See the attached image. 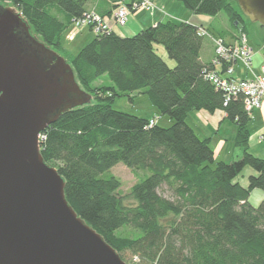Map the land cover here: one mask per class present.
Masks as SVG:
<instances>
[{"label":"trees","instance_id":"1","mask_svg":"<svg viewBox=\"0 0 264 264\" xmlns=\"http://www.w3.org/2000/svg\"><path fill=\"white\" fill-rule=\"evenodd\" d=\"M92 1L0 3L17 7L33 33L60 51L74 18L92 7L99 13ZM110 1L117 7L119 0ZM180 1L198 15L225 11L246 32L245 18L252 21L238 1ZM201 27L170 19L132 36L114 30L96 34L68 60L90 102L67 110L42 132V155L63 177L68 202L128 264H264V199L258 206L249 200L253 189L264 190V158L249 150L252 116L242 96L227 97L206 77L212 65L201 57L206 37ZM104 75L111 84H96ZM134 93L146 94L173 123L150 125L149 118L115 108L117 97ZM193 110L224 111L236 125L242 156L218 160L211 137H201L187 122ZM120 162L150 172L125 195L111 172ZM246 166L257 171L248 186L236 180Z\"/></svg>","mask_w":264,"mask_h":264},{"label":"water","instance_id":"2","mask_svg":"<svg viewBox=\"0 0 264 264\" xmlns=\"http://www.w3.org/2000/svg\"><path fill=\"white\" fill-rule=\"evenodd\" d=\"M264 24V0H237ZM91 100L70 62L0 3V264H128L68 202L40 136Z\"/></svg>","mask_w":264,"mask_h":264},{"label":"rangeland","instance_id":"3","mask_svg":"<svg viewBox=\"0 0 264 264\" xmlns=\"http://www.w3.org/2000/svg\"><path fill=\"white\" fill-rule=\"evenodd\" d=\"M235 2L237 0H234ZM4 5H12L11 3H6V2H1ZM183 3V2H182ZM156 7V5H155ZM154 7V8H155ZM153 9V8H152ZM150 9V10H152ZM154 10L146 13H152ZM247 21V26H248V31L247 33L249 34V38L252 42L258 41V39H262L264 37V29L263 25L257 22H252L249 20L247 17L245 18ZM182 21V20H181ZM188 22V21H186ZM206 28H208L211 32L217 34V36L222 35L221 33H228L231 36V33L237 32V28L232 25L231 21L229 20L227 14L225 11L220 12L218 15L211 17V21L207 24L204 25ZM84 33H87L86 35H93V31L89 28H83ZM79 30L78 33L75 35L73 39H69L68 33L71 32L72 29L66 30L64 33V36L62 38V44L63 48L58 51L67 61L75 55L88 41L85 40V38L82 36L85 34H82V30ZM90 30V31H89ZM224 36V35H222ZM227 36V35H226ZM225 37V36H224ZM264 39V38H263ZM206 40V37L204 38ZM157 51L163 56L165 61L170 66H175L176 61L172 59L165 47L162 44H156ZM257 59L259 64L257 63ZM261 56L257 55L255 59V65L254 67L256 69H259L260 63H261ZM69 62V61H68ZM79 82V81H78ZM104 83L105 85L111 84L110 80L106 75H104L96 84ZM115 108L119 110H123L141 117L149 118V119H155L157 121V124L160 126H170L173 121L170 119V117L167 114H160L158 110L154 107L150 99L146 94L142 93H134L132 95V98L130 96H121L117 97L116 101L114 103ZM258 110L253 112L252 118L249 122V128H250V147L249 150L256 154L257 156L263 157L264 158V139H261V136L264 137V131L260 132L261 128V123L257 119V113ZM220 111H216L213 113H219ZM200 113V114H198ZM202 113H207V115H211L207 110H193L190 111L188 116H187V122L191 124L192 126L195 127V129L199 132L201 137L207 136L206 132V124L205 121L207 120V117H205ZM212 113V114H213ZM163 117V118H162ZM204 119H203V118ZM209 120V119H208ZM227 122L222 123L221 128L218 130L217 125L215 124L214 120L210 121V126L212 127L211 134L214 136V139L212 141V146L217 147L218 142L220 139H222V135L224 134V139L222 140L224 144H226L227 149L224 152L223 159L218 160H224L227 162H231L233 160L239 159L242 154H240V157H237V154L239 150L242 149L235 144V139H236V125L235 123L227 119ZM203 128V129H202ZM210 129V128H208ZM257 141V142H256ZM256 142V143H255ZM219 151V147H218ZM223 150L221 151V153ZM260 154V155H259ZM247 169V170H246ZM248 169H252L255 171V169L251 166H246L242 173L237 176L236 180L243 182V178H247V185L249 183V176L251 173H249ZM111 172L115 174L117 177H119L122 181V187H121V193L123 195L128 194L131 191V187L141 178L145 177L146 175L150 174L149 171H146L145 174L143 171H133L131 168L126 166L124 163L120 162L116 164L112 169ZM165 196L171 197V192L168 190L167 187H163L160 190ZM264 199V190L261 188H255L251 191L249 200L252 204L258 206L261 201ZM126 202L128 203H133L134 200L132 198H126ZM126 257L129 261H132L130 259V255L126 254Z\"/></svg>","mask_w":264,"mask_h":264},{"label":"built area","instance_id":"4","mask_svg":"<svg viewBox=\"0 0 264 264\" xmlns=\"http://www.w3.org/2000/svg\"><path fill=\"white\" fill-rule=\"evenodd\" d=\"M155 5V0H132L130 4H127L126 0H119L115 10V22L124 26L132 13L150 10ZM83 28H90L95 34L113 30L95 7L87 10L82 17L73 19L70 27L72 30L68 33L69 39H73ZM199 33L209 37L215 46L210 64L212 68L206 77L216 88L223 90L227 97L242 96L244 107L250 115L261 109L264 103V37L259 39L258 44H252L248 34L241 29L230 42L221 36L213 35L205 28H200ZM257 55L262 58L259 69L254 67ZM237 66L246 72V76H237ZM154 123L155 120L151 119L150 125ZM42 138L41 134L40 141ZM261 139L264 137L261 136Z\"/></svg>","mask_w":264,"mask_h":264},{"label":"crops","instance_id":"5","mask_svg":"<svg viewBox=\"0 0 264 264\" xmlns=\"http://www.w3.org/2000/svg\"><path fill=\"white\" fill-rule=\"evenodd\" d=\"M130 2H131V0H126V3H130ZM155 3H156V7L152 9V10H154V12L146 13V12H150L152 10H141V11L132 13L129 16L127 24L124 26H120L115 22L116 7H114L115 4H113V2H111L110 0H93L90 3V7L96 6L99 13L106 18L108 23L112 26L113 30L115 32H117L118 34H120L121 36H132L144 28L154 26L159 22L167 21L170 19L178 20V21H181V20L182 21H188V22H191V23L196 24V25H201L202 28H206L204 25L211 21V16L202 15V14L198 15V14L193 13L180 0H155ZM206 29H208V28H206ZM84 30L85 29H83L81 32H82V34H85V36L84 35H82V36L85 38L86 41L89 42L90 40H92L95 37V33H93V35H86L87 33H84ZM221 34L224 35L225 38H228V39L231 37L228 33H221ZM214 53H215L214 43L210 38L207 37L206 40H204V45H203V48L201 51V57H202L203 61L210 62L211 59L214 57ZM259 62L260 61H258V59H257L258 64H259ZM237 76H246V72L243 71V69L239 66H237ZM219 111H220L219 113H213V114L209 113L211 115H207V113H202L205 117H207L205 124H206V129L208 132H206L207 136H204V137H211L212 141L214 139V136L209 134V133H211V130H212V127H209L210 121H212V119H213L215 124L217 125L218 130H219L222 126V123L227 122L226 120L229 119V118H227V114L224 111H221V110H219ZM198 114H200V113H198ZM256 115H257L258 121L261 123L260 132L264 131V103H263L262 108L258 109ZM192 127L195 129L194 126H192ZM208 128H210V129H208ZM195 131L199 134V132L196 129H195ZM223 139H224V134L222 135V139L219 140L217 147L213 146L214 150H215V156H216V158L218 157L219 159H223L222 157L224 155V152L227 149V147H226L227 145L224 144L222 141ZM218 147H219V151H218ZM222 150H223V152L221 153ZM237 152H238L237 157H240V154H242L241 150H239ZM248 170H249L248 172L251 174L257 173L256 170L255 171L252 169H248ZM247 182H248L247 178L244 177L243 182H241V183L246 186Z\"/></svg>","mask_w":264,"mask_h":264}]
</instances>
